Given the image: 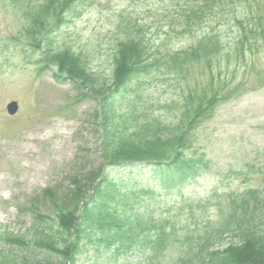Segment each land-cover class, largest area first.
Listing matches in <instances>:
<instances>
[{"label":"rangeland","instance_id":"rangeland-1","mask_svg":"<svg viewBox=\"0 0 264 264\" xmlns=\"http://www.w3.org/2000/svg\"><path fill=\"white\" fill-rule=\"evenodd\" d=\"M192 1L82 0L63 24L28 39L29 28H22L13 1L0 0L1 229L22 233L40 211L50 213L43 200L47 189H54L63 203L74 188L73 178L85 183L87 173L104 163L103 141L107 142L109 135L133 131V126L151 117L178 124L185 96L192 92L200 95L205 89L225 95L230 91L232 95L225 100L220 97L194 127L190 123L182 141L189 144L185 154L193 159L190 164L197 163L200 176L189 179L186 187L171 188L172 183L162 182L165 172L154 165L110 166L105 173L113 178L119 195L130 187L155 186L162 195L160 202H155L157 206L185 197L207 198L214 191L238 193L248 187L264 191V42L251 34L255 18H250V9L235 10L217 3L193 32L181 33L175 16ZM234 14L242 18L241 25L234 21ZM124 22L132 27L146 26L147 43L160 54L190 48L213 30L220 32L226 49L213 56L212 62L208 58L189 63L190 71L151 66L149 75L135 77L114 91L121 83L112 81L111 56ZM240 39L246 42L238 49ZM33 41L36 47L31 45ZM61 48L81 53L88 62L86 78H92L89 73L93 72L95 79L105 82L102 87L106 91L98 93L93 88L95 81H80L77 74L58 65L54 60L65 56L51 53ZM213 77L214 82H210ZM13 100L18 101L19 110L11 115L7 105ZM221 199L216 197L215 201ZM139 201L136 203L144 211V203ZM116 204L121 212L127 203L116 200ZM147 207L155 210L154 204ZM125 219L134 221L131 210ZM192 227L205 230L204 226L202 230ZM85 235L74 264H142L138 252L118 253V241L106 242L100 232ZM232 239L226 237L223 244ZM10 250L0 240V254Z\"/></svg>","mask_w":264,"mask_h":264},{"label":"trees","instance_id":"trees-1","mask_svg":"<svg viewBox=\"0 0 264 264\" xmlns=\"http://www.w3.org/2000/svg\"><path fill=\"white\" fill-rule=\"evenodd\" d=\"M12 1L16 15L22 18V28H29L28 39L47 32L50 26L63 24L69 14L83 4L82 0ZM217 3L219 6L226 3L235 10L250 9V18H255L251 34L264 42V0L188 2L181 9V15L175 16L181 33L193 32L202 16L215 10ZM233 19L238 26L243 22L237 14ZM131 25L120 23L121 36L112 52V81L121 83L114 91L134 81L135 77L149 75L151 66L160 69L165 66L164 69L171 72L190 71L189 63L208 58L212 62L211 58L221 53L225 46L220 32L213 30L190 48L160 54L155 46L147 43L146 26ZM245 42L240 39L237 48L244 47ZM31 45L37 46L34 41ZM68 49L52 52L51 55L65 56L54 58V61L66 72L77 74L80 81L91 84L95 81L97 84L93 83V88L98 93L105 92L106 88L102 87L105 82H99L100 77L95 79V74L90 72L92 78H86L89 76L88 62L83 55ZM210 82H214V77ZM209 91L211 89H205L200 95L194 96L192 92L185 96L178 124H167L160 118L151 117L139 126H133V131L109 135L107 142L103 141L101 157L104 163L87 173L89 177L85 183L73 178L74 188L64 197L63 203L60 204L54 189H47L43 200L52 210L50 213L40 211L30 228L22 233L14 234L0 228V240L11 248L10 252L0 254V264H74L89 231L100 232L102 240L111 244L118 241V253H140L142 264H264V191L259 188L248 187L238 193L214 191L207 198L185 197L172 204L162 201L157 206L155 202L159 203L158 198L162 195L155 186L130 187L128 192L120 191V196L113 178L105 173L110 166L154 165L165 172L162 182L172 183L171 188H183L189 179L200 176L197 163L190 164L193 159L185 154L189 144L182 141L190 131V123L194 127L220 102V97L225 100L232 95L230 91L226 95L217 94V90ZM119 129L117 126L116 130ZM216 197H222L221 201H215ZM116 200L127 203L124 211H118ZM138 200V204L144 203V211L137 205ZM152 204L155 210L149 211L147 206ZM130 210L134 218L131 223L125 219ZM213 215L215 220L211 219ZM202 225L204 231L192 230V226L202 230ZM228 236L233 239L227 245L223 244ZM17 251L21 252L19 256L15 255Z\"/></svg>","mask_w":264,"mask_h":264},{"label":"water","instance_id":"water-1","mask_svg":"<svg viewBox=\"0 0 264 264\" xmlns=\"http://www.w3.org/2000/svg\"><path fill=\"white\" fill-rule=\"evenodd\" d=\"M19 108V104H18V101L16 100H13L12 102H10L8 105H7V109H8V112L9 114L13 115L15 114L16 112H18V109Z\"/></svg>","mask_w":264,"mask_h":264}]
</instances>
